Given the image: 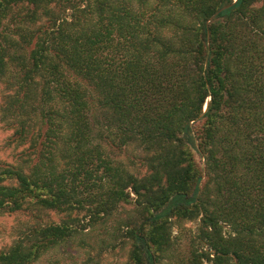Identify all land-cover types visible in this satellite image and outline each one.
<instances>
[{"label":"trees","instance_id":"16d2710c","mask_svg":"<svg viewBox=\"0 0 264 264\" xmlns=\"http://www.w3.org/2000/svg\"><path fill=\"white\" fill-rule=\"evenodd\" d=\"M0 119V264H264V0H0Z\"/></svg>","mask_w":264,"mask_h":264},{"label":"rangeland","instance_id":"374dc122","mask_svg":"<svg viewBox=\"0 0 264 264\" xmlns=\"http://www.w3.org/2000/svg\"><path fill=\"white\" fill-rule=\"evenodd\" d=\"M12 132L6 130L5 125L0 119V162H7L9 164L16 163V158L19 150H16L12 145H10V138ZM134 209L133 205H128L123 207L117 219L111 220L105 227H99L96 232L93 233V238H87L91 247L99 251L98 246L100 240L104 239L113 241L115 228L118 222L127 217V212ZM61 217L54 213H47L45 215L46 220L59 221ZM27 219L25 215H12L0 217V249L7 247L14 240L16 235V229L20 226L22 222ZM184 227L189 231H196V223H186ZM180 230L175 228L174 235L179 236ZM185 247L187 245V240L182 239L180 241ZM121 243L116 249H108L104 252V258L100 264H127L128 259V247L122 248ZM90 247H81L78 240L75 242H70L68 244L61 245L59 248L48 253L38 264H82L85 260L86 250Z\"/></svg>","mask_w":264,"mask_h":264}]
</instances>
